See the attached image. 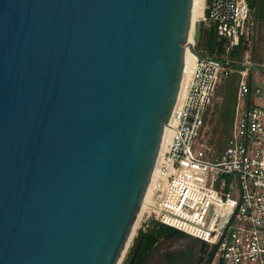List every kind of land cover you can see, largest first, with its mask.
<instances>
[{"label":"water","instance_id":"1","mask_svg":"<svg viewBox=\"0 0 264 264\" xmlns=\"http://www.w3.org/2000/svg\"><path fill=\"white\" fill-rule=\"evenodd\" d=\"M192 3L0 0V264H118L194 52Z\"/></svg>","mask_w":264,"mask_h":264},{"label":"built area","instance_id":"2","mask_svg":"<svg viewBox=\"0 0 264 264\" xmlns=\"http://www.w3.org/2000/svg\"><path fill=\"white\" fill-rule=\"evenodd\" d=\"M200 19L213 29L222 51L192 53L146 217L204 241L209 249L218 244L210 264H264V105L250 101L251 94L264 99V88L248 83L249 58L238 65L231 60L235 47L245 50L250 44V8L246 0H204ZM232 73L237 83L230 135L220 151L211 152L199 141L201 128L214 89Z\"/></svg>","mask_w":264,"mask_h":264},{"label":"rangeland","instance_id":"3","mask_svg":"<svg viewBox=\"0 0 264 264\" xmlns=\"http://www.w3.org/2000/svg\"><path fill=\"white\" fill-rule=\"evenodd\" d=\"M198 18L196 23H198V36L195 41H192L193 49L198 52L204 53L202 48V42L208 31V27ZM201 29V35L199 36ZM191 55V54H190ZM192 56V55H191ZM191 61V57L187 63V68L184 70V75L188 72V66ZM237 83V75L232 73L230 78L219 83L214 89L213 95L210 99L208 105L204 123L201 128L199 141L207 144L211 148V152H218L224 146L227 135L229 136L228 127L226 124V116L222 117V110L225 105L224 96L226 92L231 88H235ZM153 183V182H152ZM237 183L235 182L233 188V194L237 195ZM154 198V193L152 189L148 194L147 202L138 213L135 221L134 234L127 246L124 255H122L119 264H123L129 257L132 247L135 243V238L137 236L138 230L140 228H145L144 223L154 219L151 216H147V203ZM207 250H204L203 254H200V244L193 238H180V239H166L160 241L155 251L151 254L149 262H183V264H206L205 259H209L207 256ZM202 257L199 260V257Z\"/></svg>","mask_w":264,"mask_h":264},{"label":"trees","instance_id":"4","mask_svg":"<svg viewBox=\"0 0 264 264\" xmlns=\"http://www.w3.org/2000/svg\"><path fill=\"white\" fill-rule=\"evenodd\" d=\"M248 6H251V0H246ZM199 36L201 35V29L199 30ZM202 44V48L204 49V53L198 52L196 49L194 51L199 56H204L205 54L212 53L215 49L217 51H222V46L220 42L217 40L216 34L213 31L212 28H208V31L206 33L205 39L200 42ZM238 48H241L244 50V48L239 45ZM235 92L236 87H231L225 94L224 100L225 105L223 107V110L221 112L222 117L226 116V124L228 127L229 135L231 131V123H232V117L234 112V105H235ZM228 135L226 140L228 139ZM226 142V141H225ZM225 144V143H224ZM223 148V147H222ZM220 151V150H219ZM145 228H140L138 230L137 236L135 238V241L140 239V249L138 251L137 256L135 257L133 262H144V259L146 255L151 252L158 243L162 240L166 239H180V238H193L200 244V254L204 253V250H207V256L210 257V254L213 250V248L209 249L208 244H206L204 241H201L197 238L191 237L184 232L177 230L175 228H172L170 226H167L165 224L160 223L159 221L155 219H151L150 221H147L144 223ZM202 257H199V260H201ZM208 259H205L204 262L206 263Z\"/></svg>","mask_w":264,"mask_h":264},{"label":"crops","instance_id":"5","mask_svg":"<svg viewBox=\"0 0 264 264\" xmlns=\"http://www.w3.org/2000/svg\"><path fill=\"white\" fill-rule=\"evenodd\" d=\"M250 15L253 21V34L247 49L235 47L231 60L235 65L249 58L251 64L247 70V81L251 87L264 88V0H251ZM243 47V46H242ZM250 101L264 105V99L250 95Z\"/></svg>","mask_w":264,"mask_h":264},{"label":"bare ground","instance_id":"6","mask_svg":"<svg viewBox=\"0 0 264 264\" xmlns=\"http://www.w3.org/2000/svg\"><path fill=\"white\" fill-rule=\"evenodd\" d=\"M203 8H204V0H193V3H192V13H191V25H190V33H189V36H188V43H191L192 42L191 41V36H192V33H193V24L196 22V20L198 18L201 17V15L203 13ZM190 57H191V61H190L189 66H188V70L191 68V66L194 63V57H193V54L191 53V51L189 50L188 46L186 45L185 46V50H184L183 74H182V76L184 75V70L187 68V63H188ZM179 96H180V91L178 92L177 100H178ZM169 122H170V119L168 120L167 125L165 127L164 136H163V140H162V145L160 147V151H159V154H158V157H157V161H156L154 170L152 172L151 180H150V183L148 185L147 191L145 193V196H144L142 205L140 207V211L143 208V206L145 205V203L147 202V198H148V194L150 192L151 186H152V182L154 181V179L156 177L157 169H158V166H159V164L161 162V156H162V152H163L164 146H165V140H166V136H167V127H168ZM134 228H135V224H134V227H133V229H132V231L130 233V236L128 238V241L126 243V247L124 248V251H123V254L122 255H124V252H125L127 246L129 245V242H130V240H131V238H132V236L134 234ZM118 264H119V262H118Z\"/></svg>","mask_w":264,"mask_h":264},{"label":"flooded vegetation","instance_id":"7","mask_svg":"<svg viewBox=\"0 0 264 264\" xmlns=\"http://www.w3.org/2000/svg\"><path fill=\"white\" fill-rule=\"evenodd\" d=\"M140 244H141L140 239L135 241L128 259L123 264H183V262H149L151 254L155 251L159 243L156 245V247L151 252H149L146 255L144 262H133L140 249Z\"/></svg>","mask_w":264,"mask_h":264}]
</instances>
